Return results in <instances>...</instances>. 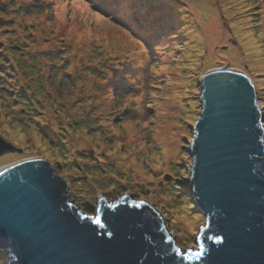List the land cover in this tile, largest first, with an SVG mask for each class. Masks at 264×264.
Returning <instances> with one entry per match:
<instances>
[{
	"label": "rangeland",
	"instance_id": "1",
	"mask_svg": "<svg viewBox=\"0 0 264 264\" xmlns=\"http://www.w3.org/2000/svg\"><path fill=\"white\" fill-rule=\"evenodd\" d=\"M3 1L7 2L3 4L7 11L4 17L8 16L18 24L22 33L14 34L8 24L0 23L3 35L0 59H10L8 62L16 71V80L15 76L8 79L12 81L11 86L7 81L9 75H0V139L16 149L0 155V167L29 158L45 159L56 174L63 176L73 204L85 214L95 215L101 196L113 200L128 194L132 200L143 201L157 210L177 246L196 249V237L199 228L205 225V218L193 200L188 199L192 164L189 147L200 112V82L208 72L222 68L246 75L262 113L264 129V66L250 64L235 33L236 29L249 30L256 37L261 53L250 60L263 63L264 44L260 41H263L264 32L259 31V26L264 25V21L263 18L259 23L253 20L254 13L258 17V10L247 0H242L241 16L228 22V17L223 15L222 23L231 33L224 37L226 42L219 43V48L213 45V49L202 46L203 39L197 46L199 50H195L193 36L199 37L201 21L193 18L196 32L185 29L184 39L176 43V52L180 48L186 49L179 54L181 63L174 62L177 56L170 54L171 49L161 54L168 62L163 67L166 68L164 75L175 68L182 75L183 82L177 85L181 92L175 99L163 97L168 95L169 88L166 83L162 89L164 75L159 76L158 84L152 87L148 85L146 73H128L125 83L130 89L117 100L114 97L116 92L108 94L107 88L100 84H104L102 81L79 80L70 87L65 83L71 72L75 73V79H81L77 75L80 69L74 66L80 62L83 50L90 53L93 64L98 67L101 63L108 66L113 62L107 55L99 54L102 58L98 57V52L104 48H111L113 55L121 58L120 64H125L131 57V51L127 49L132 43L130 32L117 28L110 20L112 17L105 16L104 7L93 8L84 0H45L40 4L32 0ZM150 1L160 11L169 12L164 17L159 15L160 19L168 20L170 24L173 21L178 23L180 12L173 14V9L163 8L159 0ZM183 1L176 0V3L185 11H190L192 3L201 2ZM231 5L229 2L226 6ZM215 27L218 32L223 31L222 27ZM178 31L177 35H183V28L182 32ZM135 45L138 47L141 43L136 40ZM17 46L22 48L26 57L20 56L17 50L12 53ZM56 52L59 55L54 56L52 53ZM221 52L228 54L211 64H204L207 57L220 56ZM57 59L72 62L71 68L62 72L64 74L60 77L53 74L51 68V63ZM62 63L60 61L59 65ZM151 74L154 76L153 66ZM84 90L86 94L82 95ZM13 91L19 95H14ZM88 95L91 97L85 100ZM45 131L52 142L56 140L60 145H50ZM166 144H169L168 149ZM65 146L64 152L61 147ZM0 147L4 146L0 144ZM130 162L141 168L143 176L135 172ZM174 185L182 189L187 201L175 197Z\"/></svg>",
	"mask_w": 264,
	"mask_h": 264
},
{
	"label": "water",
	"instance_id": "2",
	"mask_svg": "<svg viewBox=\"0 0 264 264\" xmlns=\"http://www.w3.org/2000/svg\"><path fill=\"white\" fill-rule=\"evenodd\" d=\"M200 86L189 147L191 196L205 218L196 249L177 246L157 210L128 194L101 196L85 214L63 176L29 158L0 167L6 264H264V129L251 82L222 68ZM0 144V155L16 150Z\"/></svg>",
	"mask_w": 264,
	"mask_h": 264
},
{
	"label": "trees",
	"instance_id": "3",
	"mask_svg": "<svg viewBox=\"0 0 264 264\" xmlns=\"http://www.w3.org/2000/svg\"><path fill=\"white\" fill-rule=\"evenodd\" d=\"M33 1L34 2L36 1L40 4V3H43V1L45 0H32V2ZM84 1L87 2V5L91 4L93 8H99L100 6L104 7L106 10L105 16L112 17L110 18V20L113 24H115L117 28H125L126 30H128L130 32L128 34L130 35V38L132 39V43L130 44H132L135 47V50H130L131 57H129L128 61L125 64H120L121 58L119 59L117 55H113L114 51L111 48H104V50H101L98 52L97 54L98 57L100 59L102 58L99 56V54H102L103 56L107 55L109 58L113 60V62L111 63V65H108V66L104 63H101L100 67L94 65L92 62L90 53L86 50H83V53L80 57L81 58L80 62L74 66L75 69H78V68L80 69L77 75L80 76L81 79H75V73L71 72L70 74L69 73L67 74L69 81L65 83L68 85V87H70V86H73V83L79 80H86V81H91V82L102 81L104 84L102 83L100 84L102 85L103 88L105 89L107 88L106 91L108 94H111L112 91L116 92V96L114 97L117 100L121 97L122 93H125L129 91L130 89V85L125 83L128 73H132L134 75H142L143 73H146L149 79L148 85L153 87L155 84L156 86L160 79L159 76L164 75V70L166 69V68H163L164 65L168 63L166 60L162 58L163 55L161 54H163L166 50L171 49L170 54H172L173 57L177 56L174 62H176V64H180L181 61L179 60V54L186 52V49L180 48L178 52H176L177 51L176 43L177 41L184 39L185 29L187 28L189 30L194 29V33L197 30V28L194 27L195 23L193 21V18H196V17L192 13L194 7H196L195 3L191 4V9L189 12V11H185V9L182 8V6L179 5V3H176V0H159L158 2L163 3L162 5L163 8H164V5H167V7L172 8L173 14L178 13V12L181 13V18L177 20L178 23L175 24L173 21L172 24H170V21L159 18V15L164 17L166 16V13H169V12L166 10L160 11L159 7H155L154 4H152L150 0H84ZM237 1H241V5H242L243 3L242 0H237ZM247 2L251 5H254V8L258 10L257 11L258 17H255L256 14L254 13L253 20L255 22L258 21L259 23L261 18H263V21H264V16H263L264 15V8H263L264 0H247ZM3 4H7V2L0 0V23L2 24L5 22L6 24H8L9 29L12 30V33L15 34L16 32H19L21 34L22 30L20 29V26L18 24H15V22L11 20L10 17L8 16L4 17L5 14H7V11L5 10ZM241 5H239L238 7L239 11L241 9ZM257 5H259L261 8L260 7L258 8ZM218 8L220 9V11H218ZM213 9H215L216 13L219 15V21L216 23L215 26H217V28L222 27L223 31L220 32L221 36L214 37L213 41L204 40L202 46L207 47V49L214 48V47L210 48V44L212 42H218V43H221L222 41L226 42V40H224V37H229V34L231 33V30L228 27H224L222 23L223 22L222 16L224 14L222 13L221 8L218 6H215ZM161 12H163V14H161ZM241 13L243 12L240 11L239 15ZM170 20H173V18H171ZM199 21L201 20L199 19ZM143 28H147L145 32H142ZM182 28H183V35H177L176 31L179 29L178 32H182ZM201 29H202V21H201ZM201 29H200L199 36L202 34ZM259 31L264 32V25L259 26ZM1 33L2 31L0 30V52L3 47V41L1 40V37L3 35ZM162 38H163V42L157 43L159 40H162ZM217 38H220V39H217ZM136 40H138L141 43V45L138 47H136L135 45ZM201 40L203 39H200L197 42H200ZM262 40L263 41H260V42H263L264 44V37H262ZM145 41L149 43V46H147L146 44L147 42ZM256 43L258 44L257 41ZM214 45L216 48H219V46H217L218 44L214 43ZM256 47L258 48L257 45ZM259 48H260L259 51L261 53V47ZM127 49H129L128 46H127ZM198 49H199L198 47H195V50H198ZM16 50L20 56L26 57L22 48H19V46H17L16 48L14 47L12 50V53H15ZM220 50L217 51V53L220 52ZM262 50L264 51V46ZM108 51H110L109 55H108ZM4 52H7V51H4ZM137 52L140 53V55L134 54ZM237 53L239 54L238 50H237ZM52 54L54 56L56 54L59 55V52H56L55 54L52 53ZM4 55L6 57L7 54L5 53ZM222 57L225 58V56H222ZM240 57L242 56L240 55ZM44 58L46 59L45 55H44ZM8 61H10V59H7V61L4 60L3 58L0 59V73H2V75L4 74L9 75V77L7 78V81L10 85L12 81H9L8 79H10L12 76H15L14 80H16V71L14 70V65ZM60 61L63 62L61 65H59ZM256 62L264 66V62L263 63L258 62V61ZM151 64L153 66L154 76L151 74V69H152ZM51 65H52L51 68L53 70L52 73L60 77L61 74L66 73V71L71 68L72 62L69 60H58L57 59V61H55L54 63H51ZM178 71L179 69L175 68L169 71L166 75L162 77V81L164 83L162 89L165 88L166 83H169V88L167 90L168 95L163 96L164 98L173 96L172 92L177 89V85H180L183 82L181 78L182 75ZM255 71L258 73V70H255ZM14 90H17V89L14 88ZM12 93L14 95L15 94L19 95L18 92L16 93V91H13ZM85 94L86 92L84 90L82 95H85ZM6 96H10V94ZM90 97L91 96L88 95V96H85L84 98H86L85 100H89ZM4 100L7 101L6 99ZM107 101L108 99L104 100L106 104H108ZM45 133L48 137V141L51 143V144L49 143L50 145H53V144L60 145V143H57L56 140L52 142V140H50L51 136H49L46 131ZM66 148L67 146L61 147V149L64 152ZM57 150H59L60 152L59 148ZM81 170L85 172L83 169ZM173 187L177 190L175 191V197L180 198L182 201H187L186 200L187 196L182 195L183 193L182 189L179 188L178 185H174ZM188 199L191 200L190 194L188 196ZM7 257H8L7 253L4 252L3 250H0V264H3L5 259H7Z\"/></svg>",
	"mask_w": 264,
	"mask_h": 264
},
{
	"label": "bare ground",
	"instance_id": "4",
	"mask_svg": "<svg viewBox=\"0 0 264 264\" xmlns=\"http://www.w3.org/2000/svg\"><path fill=\"white\" fill-rule=\"evenodd\" d=\"M187 1V0H184ZM183 1V2H184ZM232 2V6H230L229 8L226 7V5ZM239 5H241V1H237V0H201V2L199 4L196 5V7H194L192 13L195 15L196 18L200 19L202 21V34L197 37V36H193L194 40H196V43L194 44L195 47L198 46L199 42H197L200 39H204V40H208V41H213L214 37H218L221 36V33L217 31L215 25L216 23L219 21V15L216 13L215 9H213L215 6H218L221 8L222 13L224 15H226L227 21H234L236 19V17L239 15ZM167 5H164V8H166ZM190 12V11H189ZM147 28H143L142 32H145ZM232 30L234 31V26L232 24ZM235 33L238 35L239 39H240V43H239V47L240 45L242 46V50L245 52V56L249 59L250 64H252L253 66H257V62L250 60L251 57L253 56H258V54H260L259 51V47L257 48L256 45V38L254 37V35L248 30L247 32L241 30V29H236ZM163 42V38L162 40H159L157 43H162ZM215 44H219L218 42H212L210 44V48ZM128 48L130 50H135V47L130 44L128 45ZM245 48V49H243ZM199 50V49H198ZM229 53V50H228ZM227 52H221L220 56H213L210 55L209 57H207L204 60V64H211V62H213L215 59L221 57V56H225L228 54ZM135 55H140V53H134ZM232 62L235 63L234 60H230ZM259 64V63H258ZM180 90H178V87L176 90H174L172 92L173 96L172 98H169L168 100L171 99H175L179 94H180ZM53 107H55V105H53ZM169 144L165 145V148L168 149ZM17 162V161H15ZM13 162V163H15ZM130 165L133 166L135 168V172L138 175L143 176L142 170L138 165H135L133 162H130ZM8 258V257H7Z\"/></svg>",
	"mask_w": 264,
	"mask_h": 264
},
{
	"label": "snow or ice",
	"instance_id": "5",
	"mask_svg": "<svg viewBox=\"0 0 264 264\" xmlns=\"http://www.w3.org/2000/svg\"><path fill=\"white\" fill-rule=\"evenodd\" d=\"M145 42H147V41H145ZM0 75H2V73H0ZM112 207H115V205H113ZM109 235H111V233H109Z\"/></svg>",
	"mask_w": 264,
	"mask_h": 264
}]
</instances>
